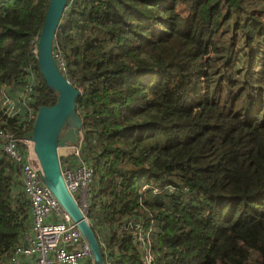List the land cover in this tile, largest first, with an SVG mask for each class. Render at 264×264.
<instances>
[{"label":"trees","instance_id":"obj_1","mask_svg":"<svg viewBox=\"0 0 264 264\" xmlns=\"http://www.w3.org/2000/svg\"><path fill=\"white\" fill-rule=\"evenodd\" d=\"M48 1L0 0V85L20 88L32 64L36 109L56 102L31 52ZM253 1L68 0L53 52L79 89L82 151L94 168L86 217L104 264H141L121 228L130 218L151 226L154 264H264V56L254 50L264 18ZM229 30L224 72L244 68L243 86L257 84L246 120L214 102L218 38ZM31 222L0 144V264Z\"/></svg>","mask_w":264,"mask_h":264},{"label":"built area","instance_id":"obj_2","mask_svg":"<svg viewBox=\"0 0 264 264\" xmlns=\"http://www.w3.org/2000/svg\"><path fill=\"white\" fill-rule=\"evenodd\" d=\"M31 52L37 55L36 46ZM54 58L64 72L59 51ZM20 88L0 85V144L3 153L18 167L22 189L30 204V230L14 247L11 264H92V252L76 223L40 178V165L31 139L37 109L34 107L41 78L32 64ZM13 120V122H9ZM65 185L86 214L94 168L82 151V133L77 143L58 149ZM172 191V189H170ZM141 251V264H154L151 226L130 218L123 226Z\"/></svg>","mask_w":264,"mask_h":264},{"label":"water","instance_id":"obj_3","mask_svg":"<svg viewBox=\"0 0 264 264\" xmlns=\"http://www.w3.org/2000/svg\"><path fill=\"white\" fill-rule=\"evenodd\" d=\"M68 0H49L36 44L37 67L46 86L56 94L52 105L40 106L31 139L40 165V178L76 223L92 252V264H104L100 243L80 205L67 189L61 171L58 149L80 140L82 119L76 110L79 89L60 69L54 58L53 43Z\"/></svg>","mask_w":264,"mask_h":264},{"label":"rangeland","instance_id":"obj_4","mask_svg":"<svg viewBox=\"0 0 264 264\" xmlns=\"http://www.w3.org/2000/svg\"><path fill=\"white\" fill-rule=\"evenodd\" d=\"M248 9L253 13L260 15V17L264 18V4L254 0L253 2L248 4ZM231 30L224 36L218 38V43L220 45L221 52L219 53L220 57L215 59L216 71L215 77L217 81L212 82V85L216 82L218 84V89L216 92V96L214 97V102L216 103V110L222 115H229L230 113H240L242 115L243 120L249 116V104L251 101L256 102L259 95L257 94V84L252 83L248 84L252 87H245L243 83L245 81V74L240 69L239 72L233 71L231 76H228L226 72H224V66L226 65L227 60V52L231 46ZM261 37L259 42V49L255 48L257 51V59H260L264 56V45L261 43ZM238 44H234L236 47ZM247 53L251 54V50L247 49ZM218 55V56H219ZM220 58V59H219ZM239 60V55L234 56L231 59V63ZM242 64V63H241ZM240 64V65H241ZM233 80H235V84H230ZM253 88V89H251Z\"/></svg>","mask_w":264,"mask_h":264},{"label":"crops","instance_id":"obj_5","mask_svg":"<svg viewBox=\"0 0 264 264\" xmlns=\"http://www.w3.org/2000/svg\"><path fill=\"white\" fill-rule=\"evenodd\" d=\"M2 264H11L10 262H9V260L8 259H5V261H3V263ZM19 264H25V263H23V262H20Z\"/></svg>","mask_w":264,"mask_h":264},{"label":"clouds","instance_id":"obj_6","mask_svg":"<svg viewBox=\"0 0 264 264\" xmlns=\"http://www.w3.org/2000/svg\"><path fill=\"white\" fill-rule=\"evenodd\" d=\"M38 110V109H37ZM35 121V120H34ZM86 215V214H85ZM92 260H93V257H92Z\"/></svg>","mask_w":264,"mask_h":264}]
</instances>
